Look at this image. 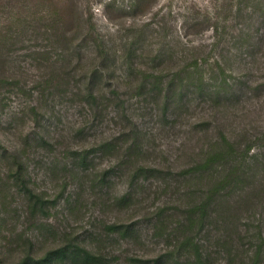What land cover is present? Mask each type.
Instances as JSON below:
<instances>
[{
  "label": "rangeland",
  "instance_id": "rangeland-1",
  "mask_svg": "<svg viewBox=\"0 0 264 264\" xmlns=\"http://www.w3.org/2000/svg\"><path fill=\"white\" fill-rule=\"evenodd\" d=\"M0 264H264V0H0Z\"/></svg>",
  "mask_w": 264,
  "mask_h": 264
},
{
  "label": "trees",
  "instance_id": "trees-1",
  "mask_svg": "<svg viewBox=\"0 0 264 264\" xmlns=\"http://www.w3.org/2000/svg\"><path fill=\"white\" fill-rule=\"evenodd\" d=\"M166 98H167V95H166ZM220 154H222V153L220 152ZM220 154H219V155H220ZM216 155L218 156V154H216Z\"/></svg>",
  "mask_w": 264,
  "mask_h": 264
}]
</instances>
